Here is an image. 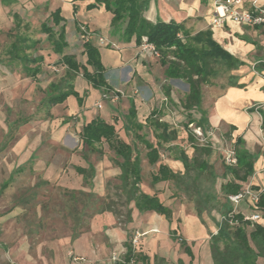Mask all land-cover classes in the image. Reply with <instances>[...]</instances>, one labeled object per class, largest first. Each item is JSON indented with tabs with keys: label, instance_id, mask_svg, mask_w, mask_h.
Returning a JSON list of instances; mask_svg holds the SVG:
<instances>
[{
	"label": "rangeland",
	"instance_id": "rangeland-1",
	"mask_svg": "<svg viewBox=\"0 0 264 264\" xmlns=\"http://www.w3.org/2000/svg\"><path fill=\"white\" fill-rule=\"evenodd\" d=\"M49 9L44 2L35 3L32 0L19 1L9 8L0 6V264H114L125 255L126 246L112 241L106 219L113 215V227L124 229L131 221H128L129 212L132 216L131 202L127 201L121 188L119 166L107 144L102 145L103 156H88V161L97 171L92 182L91 179L90 183L85 182L76 171L80 166L87 167L79 135L82 124L91 115L76 114L70 121H65L67 116H64V111L60 114L56 109L48 112L42 103L52 86L62 84L65 74V68L58 63L59 57L51 52L46 35L41 31ZM14 14L18 15V20L14 19ZM190 31L191 36L197 35ZM19 36L37 42L35 49L28 53L44 57L42 72L35 80L27 77L23 66L19 61L12 60L9 54ZM82 42L83 39L78 37V41L66 50V53L75 54L81 64L84 61L80 49ZM257 43L258 57L260 51H264V40ZM245 60L247 66L233 71L216 64L217 77L200 89L204 98L202 110L208 111L212 107L215 98L212 92L228 86L230 76L253 73V58ZM263 68L261 64L255 66L256 76H262ZM156 77L160 97L149 105L162 106V119L178 132L176 144L193 157L195 152L187 138L189 133H194V129L192 125L188 129L186 126L190 118L198 120L200 115L197 109L189 112L182 105L189 86L184 81L165 82L164 76ZM165 83L171 86L175 103L164 99L161 86ZM126 89L120 86V98H113L118 114L110 110L108 114L115 117L118 136L129 142L134 152L139 154L143 179L151 185V176L157 166L147 163L144 146L135 140L133 127L124 119L127 114L125 106L128 105ZM132 91L140 100L142 93L139 88ZM146 107L140 106L143 112L140 111L138 120L144 121L142 116L148 109ZM94 108L99 114L100 106ZM108 114L103 112L104 118H108ZM224 128L221 132L223 137ZM141 133L155 142L150 129L145 128ZM220 134L213 132L214 136L208 142L213 148L209 161L216 173L221 175L226 166L223 152L233 144L226 139L221 146L218 142ZM197 142L205 144L200 140ZM161 155L163 162L175 168L173 154L170 157L169 152L162 151ZM18 168L22 169L21 173L13 175ZM7 182L9 184L3 190ZM169 185L172 186L171 183ZM183 200L190 202L186 197ZM145 235L141 231L130 232L125 243L137 238L136 245L133 242L132 245L134 252L141 255V239ZM258 264H264L263 257L258 258Z\"/></svg>",
	"mask_w": 264,
	"mask_h": 264
},
{
	"label": "crops",
	"instance_id": "crops-1",
	"mask_svg": "<svg viewBox=\"0 0 264 264\" xmlns=\"http://www.w3.org/2000/svg\"><path fill=\"white\" fill-rule=\"evenodd\" d=\"M19 1L23 0H16V3ZM32 1L35 3L44 2L47 6H49L50 13L48 18L51 13L55 12L57 9H61V15L65 20L63 24L65 25L66 40L68 42V47L65 49L64 53L67 55H74L76 61L80 65L86 66L89 72H93V69L87 64L88 59L87 55L84 53L83 45L85 42L89 41L98 49L101 56V62L105 68L104 76L107 83L113 89L111 93H103L86 81L83 78L82 71H80L75 75V78L71 82L79 97L70 95L63 103L57 104L48 109L44 105L46 97L52 92H59V90H62L65 87L64 80L67 68L61 64L65 68L62 84L58 87L52 86L49 93L45 95V98L42 101L48 112L56 109L57 114H60L64 111V116H67L65 121H70L71 117L76 114L85 116L91 115L90 119L82 124V130L85 125L97 117H100L109 124H113L116 128L114 120L115 117L113 114L108 113L110 110L118 114V109L113 103V98H120L119 93H121V90H119V87L121 86L122 88H127L126 101L128 105L125 106L127 114L124 116L126 122H128L127 115L129 113L131 102L133 101L137 111V118L140 117V111L141 113L143 112L140 109V106H147L146 108H148L145 110L144 116H142L144 121L137 119V123L143 125L144 129L148 128L153 132V129L147 125V119L153 111H157L159 121L168 124L171 130H176L168 121L162 119V106L157 107L149 104H152L156 97H160L158 94L159 86L157 85L156 76H164L163 78L165 79V82L182 80H167L164 73L165 67L161 66L159 57L145 51L142 45H136L135 39H132L131 42H124L121 38L122 31L120 29L113 28L112 26L113 14L107 11L104 5L88 10L87 7L90 4H94L95 0ZM213 1L214 0H148V9L145 11L144 16L147 20L153 23L161 20L166 23L174 21L178 24H184L189 32H191L190 30H193L196 34L203 31H211L212 38L215 42H217L223 49L235 58L244 63L241 68L247 66L245 59L253 58V64L251 67L253 69V73L248 76H230V83L228 86L212 92L215 95L212 107L208 111L202 110V108L201 110L206 113L208 119L209 127L206 132H211L212 134L213 132H216L220 134L223 127H225L224 137L221 133V136L218 138V142L221 146L226 139L234 144L236 140L240 138L244 142L243 148L255 156L254 175L251 178L249 185L256 188L254 189L255 191L262 192V195L264 196V129L262 128V116L259 113L260 111L264 112V68L261 72L262 76H256L257 73L255 72V66L257 64H261V66L264 67V51L261 50V54L258 57L256 53L259 48L257 41H261V39L264 40V27H248L235 24L233 22H227L224 27L212 28L209 20L214 9ZM258 1L259 5L264 7V0ZM0 6L4 7L1 2ZM246 6H248V4ZM87 33L89 34V39L85 36ZM78 37L83 39L82 46L80 48L84 59L82 64L78 61L75 54L66 53V50L71 47V44L78 41ZM100 38L104 40L103 43L99 42ZM53 54L56 55L55 53ZM56 56L59 57V63L60 56ZM40 72H42V68ZM40 74L41 73L38 75ZM36 78L31 79L35 80ZM185 84L187 83L185 82ZM166 85L170 86L166 83L161 86L164 99L167 102L175 103L172 97V88L170 99H167L165 96L163 87ZM133 88H139L141 91L142 94L140 100L133 95ZM78 98L82 100V104L79 103ZM202 103H204V98L201 100V106ZM96 105L100 106L99 114H96L98 113V110L94 108ZM149 106H151L150 109ZM191 111L192 110L189 112ZM196 111L201 118V113L198 110ZM103 112H105V114L107 113L109 117L104 118ZM81 132L79 135L80 139ZM141 132L142 131L134 132V138L138 143L143 145V143L139 141L137 135L144 136V138L148 141L150 140ZM177 140L172 141L167 144V146H178L179 144H176ZM125 142L130 144L127 141ZM150 142L157 144L158 140L155 137V142ZM192 148L194 151L193 146ZM211 149L213 151L212 147ZM85 154L84 158L86 160L87 167L80 166L79 168L88 169L89 164H91L88 161V156L91 153ZM186 154L188 155L187 152ZM134 155L139 156L138 153H134ZM170 155L171 154H169V156ZM172 158V162L176 163L175 168L170 165V163H165L162 160L161 163L166 164L174 173L183 174L185 172L184 164L175 159V154L172 155ZM204 158L210 163V156ZM146 161L148 163L147 157ZM91 165L93 166V164ZM210 165L212 164L210 163ZM156 166L158 170V165ZM76 171L78 172L77 168ZM96 172L97 171L94 167L93 177L96 175ZM156 172L153 173L152 176L156 174ZM119 174L121 175L120 167ZM80 175L83 177L85 182L89 181L90 183V179L92 182L93 177L85 180L84 176L82 174ZM218 176L216 191L220 194L222 185L229 181L230 177L225 176L224 173L221 175L218 174ZM143 177L142 167V182L140 184L141 191L150 196L156 195L163 205L171 210L172 217L169 220L164 215L158 214L154 211L140 212L135 207V202H131V221L126 224L124 229H115L113 227V223H115L113 215L110 214L106 219L108 220L109 226L107 230L110 231L109 234L112 237V241L116 244L118 243L126 246L127 243L125 242H127L128 234L130 232H145L146 235L141 239V255L144 256L146 260H139L137 264H214L211 257L210 239L211 236L217 234L219 230V225L222 221L221 214L216 210H213L211 212H205L199 216L195 211L194 202L186 195L176 191L173 184L171 187L169 182H160L157 184L152 182V184L149 185L144 181ZM179 196L188 198L190 202L184 201L183 197ZM236 210L243 215H248L250 212L249 206L246 202H242ZM258 223L264 226V211L261 212V219ZM180 240L182 241L179 242ZM185 247L189 248L191 252L190 255L185 251ZM155 260H157V262H155Z\"/></svg>",
	"mask_w": 264,
	"mask_h": 264
},
{
	"label": "trees",
	"instance_id": "trees-1",
	"mask_svg": "<svg viewBox=\"0 0 264 264\" xmlns=\"http://www.w3.org/2000/svg\"><path fill=\"white\" fill-rule=\"evenodd\" d=\"M0 2L4 7H10L16 3V0H0ZM101 5H104L105 9L113 14L112 26L122 31L121 38L124 42H131L132 39H135L138 46L144 42L153 45L161 66L165 67V78L167 80H182L189 85L190 91L182 105L187 111L197 109L201 113V118L198 120L190 118L186 129L189 125L194 124L206 132L209 126L207 115L201 110V86L217 77L216 64L227 71H233L244 63L215 42L212 32L209 30L191 36L184 24L174 21L166 23L161 20L156 23L150 22L144 16L148 9V0H95V3L90 4L87 9L92 10ZM61 13V9L51 13L41 27L42 33L47 36V41L52 47V52L60 56L59 63L67 68L64 89L56 93L52 92L45 99L44 105L48 109L63 103L70 95L79 97L71 82L80 71L83 73V78L94 88L105 94L113 91L104 76L105 68L101 62L100 53L92 43L85 42L83 47L88 59L87 64L92 67L93 72H89L86 66L80 65L74 55L64 53L68 42L63 24L65 20ZM14 19L18 20V15L15 14ZM36 45V41L19 36L18 41L13 43L9 50L12 60L19 61L23 66L24 73L30 78L38 76L44 63L43 57H35L27 52L35 49ZM163 88L165 96L170 99L171 87L166 85ZM78 99L82 104V100ZM259 113L262 116V128L264 129V112L260 111ZM157 115L158 112L153 111L147 119V125L153 129L158 143L153 144L144 136L137 135L147 150L148 163L151 166L158 165L156 174L152 176V182L154 184L160 182L173 184L176 191L186 195L194 202L195 211L199 216L213 210L221 214L223 220L219 225V230L210 239L211 257L214 264H258V258H264V226L258 222L245 220L244 215L240 212L232 214L235 208L228 199L230 195L238 194L245 185H249L254 175L255 156L243 148L242 139L236 140L233 146L237 156V165L224 167V175L229 176L230 180L222 185L219 194L216 191L219 176L213 166L204 158L212 155L213 151L210 145H200L194 135L189 133L188 141L194 147L195 152V156L191 158L182 148L167 146L177 140L178 132L171 130L168 124L160 122ZM127 121L133 127L134 132L144 129L143 125L137 123V111L133 101L129 108ZM81 140L85 153L102 156V145L105 143L113 151L121 169V188L128 202H135V207L140 212L154 211L169 220L171 219V210L166 208L156 195L150 196L141 191V159L138 155H134L132 145L119 138L113 124L97 117L83 127ZM162 151H167L171 155L175 154V159L184 164L185 172L183 174L174 173L166 164L161 163ZM77 170L85 180L94 175V167L91 164L88 169L77 168ZM21 171L22 169L18 168L13 175H18ZM8 184L9 182L4 184L2 189H6ZM251 188L256 189L253 186ZM260 211H264V196L262 194L260 195ZM112 212L116 215L114 210ZM130 220L129 212L128 221ZM250 242L253 243V246ZM126 248L125 255L114 264H137L139 260H146L144 256L134 252L132 241L126 244ZM185 251L187 254H191L189 248L185 247Z\"/></svg>",
	"mask_w": 264,
	"mask_h": 264
},
{
	"label": "built area",
	"instance_id": "built-area-1",
	"mask_svg": "<svg viewBox=\"0 0 264 264\" xmlns=\"http://www.w3.org/2000/svg\"><path fill=\"white\" fill-rule=\"evenodd\" d=\"M248 4V6H246ZM213 11L210 16V26L212 28L224 27L227 22H233L242 26L248 27H264V7L259 5L258 0H214L213 1ZM86 38L89 39V34L87 33ZM100 43H103V39H99ZM142 47L145 51L153 53L158 56L155 48L151 44L144 42ZM193 135L196 140L205 142L201 145H210L208 142L213 136L211 132H204L201 127L194 126ZM264 147V142H263ZM224 162L227 166L237 165V156L234 146L228 148L223 152ZM262 192L255 191L250 185H245L243 189L236 195H230L228 197L231 204L234 206V213H238L236 207H238L242 202H246L249 206V214L244 215L245 220L251 222H258L261 219L260 211V195ZM223 220V218H222ZM232 224H237L236 222H231ZM137 238L133 239V245L137 243ZM182 241V240H181Z\"/></svg>",
	"mask_w": 264,
	"mask_h": 264
}]
</instances>
